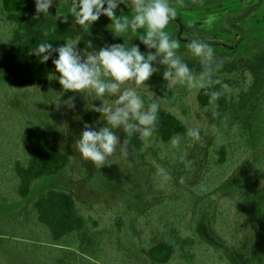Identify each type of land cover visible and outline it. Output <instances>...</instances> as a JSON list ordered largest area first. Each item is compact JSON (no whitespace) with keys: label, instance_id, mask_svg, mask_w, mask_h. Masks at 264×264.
Returning a JSON list of instances; mask_svg holds the SVG:
<instances>
[{"label":"trees","instance_id":"16d2710c","mask_svg":"<svg viewBox=\"0 0 264 264\" xmlns=\"http://www.w3.org/2000/svg\"><path fill=\"white\" fill-rule=\"evenodd\" d=\"M3 8L5 17L1 22L9 30V44L0 56V90L40 88L50 82L54 66L52 59L41 63L40 57L31 52L42 42L59 47L65 40L79 36L78 48L82 51L88 41L92 43L89 51L124 42L128 46L139 44L142 52L148 51L134 36L125 34L116 37L111 29L95 22L85 32L75 24L73 17L64 22L50 9L49 13H41L37 18L35 0H3ZM118 9L131 15L132 10L127 3L120 4ZM170 23L181 32L187 29L178 16ZM52 28L56 30L52 32ZM45 30H49L48 36H44ZM177 55L195 73L199 74L202 70L200 59L180 53ZM57 56L54 53L53 59ZM214 59L223 61L222 68L216 74L221 84L212 89L198 90L196 94L199 109L216 129L203 176L191 189L199 197L212 193L222 185L245 157L264 151V47L246 58ZM154 66L159 71L147 82V87L155 93L160 103L189 115L186 102L189 89L177 85L168 91L167 81L162 75L165 66L158 63H154ZM214 90H222L223 93L217 101L219 115L215 117L211 110L206 111L209 108L206 92ZM140 94L146 106L152 102L147 92ZM187 130L188 126L182 119L161 106L153 136L144 141L134 133L128 138V145L144 167H152L147 162L150 159L173 168L181 161L180 157L189 143ZM177 134L182 136V142L179 148H173L170 141ZM22 139L28 147L29 158L26 163L14 160L0 165V195L8 190L14 196L25 198L36 181L59 174L71 161L70 155L56 146L50 130L45 126L36 124L26 127ZM261 160H256L252 172L260 170ZM160 207L162 209L157 210ZM31 214L36 215L37 222L47 228L55 242L75 233L77 251L57 246L48 248L38 244H19L0 237V264H136L122 247L121 237L129 220L125 213L83 209L69 191L49 188L33 200L30 208L24 212L27 217ZM155 215H158L157 226L149 232L148 224L142 222ZM199 215L200 211L191 197L182 194L174 200H160L147 212L134 215L128 231L138 240L146 264H229L223 252H214L211 246L198 239L192 227L184 225V221L189 220L191 224ZM219 218L235 223L227 201L213 207V225L223 238L228 239L227 232L223 234L222 227L218 225ZM146 232L147 238L144 236ZM231 237L236 238L237 233H232ZM205 246L206 250H203Z\"/></svg>","mask_w":264,"mask_h":264},{"label":"rangeland","instance_id":"374dc122","mask_svg":"<svg viewBox=\"0 0 264 264\" xmlns=\"http://www.w3.org/2000/svg\"><path fill=\"white\" fill-rule=\"evenodd\" d=\"M169 2L187 26L181 32L169 23L166 29L180 43L177 53L200 59L187 47L194 39L212 46L215 58H246L264 47V0ZM70 7V0H53L49 9L55 16H68L69 19L72 18ZM115 11L117 16L126 15L118 8ZM4 17L3 0H0V56L9 44V30L1 22ZM95 23L110 29L111 21L106 16L102 15ZM58 75L53 66L50 82L46 86L0 90V165L14 160L27 162L29 150L23 142L22 132L26 127L36 124L48 128L56 146L71 157L70 163L59 174L36 181L27 197L20 198L8 193V190L3 191L2 195L5 196L0 195V237L19 244H38L48 248L57 246L77 251L75 233L55 242L47 228L37 222L35 214L28 217L24 215L32 201L42 192L58 188L72 193L83 209L128 215L129 220L121 237L123 250L136 264H146L138 240L128 231L131 218L152 209L160 200H174L179 195L188 194L197 205L200 215L191 224L189 220H183V223L192 227L198 239L211 246L214 252H223L229 264H264V151L245 157L212 193L199 197L191 191L203 176L207 154L216 136L215 127L199 109L196 101L198 90L189 89L186 99L189 115L161 103L163 109L182 119L188 128L199 125L201 129L199 141L190 138L186 147L187 162L180 161L173 168H168L149 159L147 162L152 169L146 168L136 160L128 145L126 158L121 156L118 148L109 158L110 166L97 168L82 158L76 148V140L84 130V123L90 124L95 130L105 126L103 117L90 108L91 104L99 106L102 102L91 97L87 101L80 93L64 92L56 78ZM140 92L145 91L141 88ZM70 96H75V109H69L63 103ZM104 99L109 103L112 100L110 97ZM116 133L122 142L126 134L122 130H116ZM258 158H262L260 170L252 172ZM160 168L170 173V181H162L158 175ZM181 177L184 178L183 184L179 182ZM225 201L229 203L235 223L224 222L219 218L218 225L222 227L223 234L227 232L228 239L223 238L213 225V207ZM157 220L158 215H155L152 219H144L142 224H148L146 226L150 232L156 228ZM147 233L144 235L146 238ZM232 233H237V237H231ZM205 248L202 247L203 250ZM80 261H83L82 257Z\"/></svg>","mask_w":264,"mask_h":264},{"label":"clouds","instance_id":"9594fccd","mask_svg":"<svg viewBox=\"0 0 264 264\" xmlns=\"http://www.w3.org/2000/svg\"><path fill=\"white\" fill-rule=\"evenodd\" d=\"M126 3L131 7V15L117 16L115 10L120 4ZM52 4L53 0H35L37 18L41 13H49ZM69 12L75 24L85 32L102 15L106 16L111 21L109 28L116 37L131 33L148 49L142 52L139 44L128 46L124 42L89 51L92 43L88 41L82 51L78 48L81 40L78 36L65 40L59 47L42 42L31 50L32 54L40 57L41 63L52 59L59 74L56 78L64 92L80 93L87 101L91 97L92 100L102 102L99 106L91 104L90 108L103 117L105 126L95 130L90 124L84 123V130L76 140V148L82 158L97 168L110 166L109 158L118 148L121 156L126 158L128 138L134 133L139 134L144 141L153 136L161 110L159 98L147 87V82L159 71L154 63L165 66L162 75L167 81L168 91L177 85L201 90L221 84L216 74L222 68L223 61H215L214 49L209 44L194 39L187 45L190 52L200 58L202 70L199 74L177 55L180 43L166 30L170 21L177 17V10L169 0H72ZM63 19L67 22L68 16H63ZM55 30L51 29L52 32ZM43 34L48 36L49 30ZM54 53L58 56L53 59ZM141 88L152 101L147 106L140 94ZM222 94V90L206 92L209 96V108L206 111L211 110L214 117L219 115L217 101ZM105 97L112 98L111 102H106ZM63 103L69 109H75V96L68 97ZM116 130L126 134L122 142ZM187 136L193 141H199V125L189 127ZM181 142L182 136L179 134L174 135L170 141L173 148H179ZM180 160L187 162L186 152ZM158 175L163 182L172 179L163 168L158 169ZM179 182L183 184L184 178L181 177Z\"/></svg>","mask_w":264,"mask_h":264}]
</instances>
